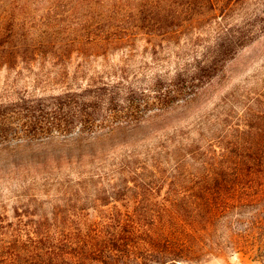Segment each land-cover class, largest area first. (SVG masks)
Returning <instances> with one entry per match:
<instances>
[{
	"label": "rangeland",
	"instance_id": "obj_1",
	"mask_svg": "<svg viewBox=\"0 0 264 264\" xmlns=\"http://www.w3.org/2000/svg\"><path fill=\"white\" fill-rule=\"evenodd\" d=\"M203 1L170 0L180 13L203 15L150 27L152 17L128 9L133 0H0V226L29 243L25 233L42 216L83 212L93 221L107 209L97 199L113 187L104 178L111 152L146 154L159 138H192L201 147L160 152L162 175L147 181L154 196L115 204L183 211L188 228L200 214L202 254L188 264H264L257 246L236 252L231 234L241 216L263 209L264 160L230 158L250 139L264 150V0H219L216 11ZM89 37L126 41L80 44ZM81 120L98 141L94 154L69 140ZM243 186L252 198L261 192L257 203L241 206Z\"/></svg>",
	"mask_w": 264,
	"mask_h": 264
},
{
	"label": "trees",
	"instance_id": "obj_2",
	"mask_svg": "<svg viewBox=\"0 0 264 264\" xmlns=\"http://www.w3.org/2000/svg\"><path fill=\"white\" fill-rule=\"evenodd\" d=\"M133 1V7L126 6L137 15L152 17L149 20L152 23L150 27L160 26L168 21H177L183 18L184 14L190 18L203 15V12H194L195 8L186 10V13H180L175 8L172 9L174 5L170 4V0ZM218 1L204 0L199 3L200 5L205 3L216 11ZM157 16L159 19L155 18ZM162 16L163 20L160 19ZM125 41L126 39L114 37L101 44V38L89 37L85 41L81 40L80 44L97 47L113 45V43L121 44ZM123 128L119 130L125 131ZM247 128V133L250 134L254 130H249L250 126ZM86 130V124L81 120V126L76 135L71 136L69 140L89 145L90 153L94 154L91 144L98 141L89 135L85 136V132H91ZM107 135L108 133H102L96 138ZM202 142L203 140L198 141L192 138L179 140L165 137L159 138L154 145L150 146L146 154L136 150H123L119 155L111 152L110 160H113L110 165L111 174H104V178H109V183L113 182L110 187H113L103 194L102 198L97 199L99 206L107 209L97 212L98 206L97 208L92 206L91 209L96 211L93 221L89 220V214L83 212L70 214V217H61L58 214H54L51 218L42 216L39 220H34L31 228L25 233V236L29 238L25 242L29 243L20 241L19 238L24 234H18L19 231L16 229L9 230L6 226H0V264H26L25 260L28 258H31L35 264H54L59 260L89 264L93 261V254L99 255L100 258L95 261L100 264L191 263L195 257L202 254L196 235L200 214L194 215L192 228H188L179 223V218L183 215L189 217L183 211L130 212L118 208L115 203L154 196L156 190L148 187L147 181L162 175L159 163L156 161L161 155L160 152L169 148L177 150L186 145L201 147ZM245 143L246 146L237 144L236 152H233L235 155L230 158L239 161L242 166L247 165L248 162L264 160V150L259 147L255 149L250 147L252 139ZM247 143L250 144L249 147ZM210 182L213 181L210 180ZM239 194L241 206H249L257 203L258 194L260 195L261 192L252 198V190L248 186H243ZM111 203L113 205L109 207ZM134 203L139 202L134 201ZM121 207H124L123 204ZM254 213L241 216L238 219L239 228L230 230L236 238V242L232 244L234 250L244 255L251 253L256 246L258 253H264V206L263 209ZM99 220H103L104 225L98 233H95L89 227L91 223Z\"/></svg>",
	"mask_w": 264,
	"mask_h": 264
}]
</instances>
